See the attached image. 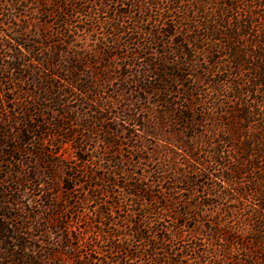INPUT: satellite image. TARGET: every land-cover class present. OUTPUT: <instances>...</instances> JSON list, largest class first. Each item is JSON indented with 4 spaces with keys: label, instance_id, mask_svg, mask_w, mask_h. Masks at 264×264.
Here are the masks:
<instances>
[{
    "label": "trees",
    "instance_id": "trees-1",
    "mask_svg": "<svg viewBox=\"0 0 264 264\" xmlns=\"http://www.w3.org/2000/svg\"><path fill=\"white\" fill-rule=\"evenodd\" d=\"M0 264H264V0H0Z\"/></svg>",
    "mask_w": 264,
    "mask_h": 264
},
{
    "label": "rangeland",
    "instance_id": "rangeland-1",
    "mask_svg": "<svg viewBox=\"0 0 264 264\" xmlns=\"http://www.w3.org/2000/svg\"><path fill=\"white\" fill-rule=\"evenodd\" d=\"M17 12H19V11H17ZM26 15H27V14H26ZM3 18H4V17H3ZM3 18H2V19H3ZM27 20H28V19H27ZM33 21H34V20H32V19L26 21V22H29V23H28V24H29V28H31V29L33 28V27H32V25H33ZM17 22H18V23H21V21H18V20H17ZM50 26H51V29H55V28H54V23H53V22H51V25H50ZM3 28H5V26H3ZM100 31H103V30H99V31H97L96 34H94V35H89V36H87L86 39H85V41H84V46H85V48H86L87 45H88L89 47H87V49H89V50H94V55L98 53V48H99V46H100V45H98V43H96V42L94 43V40H96V38H100V35H101V34H98V33H100ZM94 36H95V37H94ZM2 82H4V81H2ZM97 147H98V148H99V147L102 148V145L98 143ZM123 156H124V157H127V153H126V151L123 152ZM57 194L59 195V197L61 196L60 193H59L58 191H57ZM56 241H57V239H56L55 237H53V235H52V237L50 238V241H49V242L52 243V244H56ZM81 251L84 252L83 249H82ZM79 254H81V253H79Z\"/></svg>",
    "mask_w": 264,
    "mask_h": 264
}]
</instances>
